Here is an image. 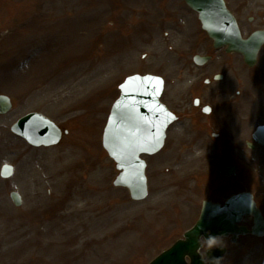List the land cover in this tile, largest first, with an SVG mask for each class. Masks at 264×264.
<instances>
[{
	"label": "rangeland",
	"instance_id": "1",
	"mask_svg": "<svg viewBox=\"0 0 264 264\" xmlns=\"http://www.w3.org/2000/svg\"><path fill=\"white\" fill-rule=\"evenodd\" d=\"M230 5L246 35L264 29V0ZM197 33L184 0H0V95L14 102L0 115V170L15 169L11 179L0 176V264H149L194 226L204 201L253 189L218 172L224 158L253 173L223 112L247 72H228L211 91L215 114L198 115ZM99 73L103 82L81 94ZM136 74L162 77V101L179 116L163 150L144 158L149 196L142 202L113 186L118 171L102 143L119 86ZM32 112L68 131L58 146L33 148L11 132ZM14 191L21 208L10 200ZM254 252L224 264H256Z\"/></svg>",
	"mask_w": 264,
	"mask_h": 264
},
{
	"label": "water",
	"instance_id": "2",
	"mask_svg": "<svg viewBox=\"0 0 264 264\" xmlns=\"http://www.w3.org/2000/svg\"><path fill=\"white\" fill-rule=\"evenodd\" d=\"M186 2L193 9L194 4L197 5L201 13L205 11L203 19L212 18L207 7H204L207 4L198 6L200 0ZM204 28L215 40L216 46L229 45L231 51L243 53L250 65L254 64L256 55L264 43L263 32L255 33L249 40L243 41L233 22L218 26L205 21ZM120 90L122 96L112 109L103 144L120 171L114 186L127 188L134 201H142L148 196V187L145 176L146 163L140 156L154 155L162 149L166 129L176 118L159 101L163 91V81L160 78L133 76L126 80ZM11 107L10 99L0 96V113L6 114ZM12 132L35 147L57 145L62 138V132L55 124L36 113L20 119L12 127ZM219 170L227 177L235 173V169L224 160L221 161ZM12 174L11 166L3 167V178H9ZM11 198L16 206L22 204L17 193H12ZM251 214L255 215L259 222L258 212L248 195L234 197L224 207L206 202L199 222L184 235V240L177 242L151 264H187V257L191 259V264H206L199 255L200 238L204 236L209 241V230L213 236L244 233L237 231L236 223L240 222L244 215ZM208 258L212 264H218L221 253L217 251L214 257Z\"/></svg>",
	"mask_w": 264,
	"mask_h": 264
},
{
	"label": "flooded vegetation",
	"instance_id": "3",
	"mask_svg": "<svg viewBox=\"0 0 264 264\" xmlns=\"http://www.w3.org/2000/svg\"><path fill=\"white\" fill-rule=\"evenodd\" d=\"M226 8L233 13L236 22L243 33L244 25L237 9H232L230 0H224ZM250 22V19L248 20ZM217 22L222 23V19ZM194 23L198 27V33L194 35V111L204 118L214 115L212 101L214 96L212 90L214 85L225 84L228 72L236 73L247 72L246 77L238 79V85H242V92L229 98L228 105L223 108L224 115H227L228 131L237 135L241 140L240 152L246 157L247 167L253 168V173L247 175L245 170L239 171V176L245 183L253 186L251 189L248 184L242 192L252 194L256 208L262 216L263 227L260 229V235L247 233L244 236L219 237L207 244L203 241L202 254L225 249V256L222 258L224 264L229 257L244 259L246 254H251V250L256 257V264H264V131L260 134V140L254 139V134L260 128L264 129V48L258 56L257 65L249 68L242 56L227 53V48L217 50L213 41L203 31L199 14L194 11ZM241 80L243 82H241ZM244 86V88H243ZM248 87V88H246ZM214 95H217L214 94ZM211 108V114L206 115L205 108ZM217 123L222 126L219 120ZM237 132V133H236ZM250 177V178H249ZM233 195L226 196L220 203H225ZM256 226L253 216L245 217L239 227L251 232ZM252 246L256 249H252ZM238 247V248H237ZM239 249L238 251H234ZM236 253V254H235ZM243 256V257H242Z\"/></svg>",
	"mask_w": 264,
	"mask_h": 264
},
{
	"label": "bare ground",
	"instance_id": "4",
	"mask_svg": "<svg viewBox=\"0 0 264 264\" xmlns=\"http://www.w3.org/2000/svg\"><path fill=\"white\" fill-rule=\"evenodd\" d=\"M106 77L105 76H103V73H99V75H97V76H95V80H93V81H91V79H90V83L88 84V86H84V85H82V87H81V91H80V93L82 94L83 92L85 93V95L88 93V94H90L92 91V87L95 85V83L98 81V83H101V82H103V80L105 79ZM101 79H103V80H101ZM101 80V81H100ZM87 94V95H88ZM65 110V109H64ZM71 110V109H70ZM191 175V174H190ZM190 175H188V176H186V177H183L181 180H186V179H189L191 176ZM173 182V180H171L170 181V179H168L167 181H166V183H172ZM167 196H169V194H164L163 195V197H164V199L163 200H165L166 199V197ZM95 207H96V205H95ZM110 209H112V208H110ZM145 209H150V208H145ZM107 211H110V210H104V211H101L100 213H99V215H100V217H102V216H104L105 214H106V212ZM154 216H156V215H154ZM104 218H106V217H103V219ZM109 220H110V218H109ZM113 220H115L116 222L118 221V220H121V218L120 217H118V216H116V217H113ZM112 234H114V233H110L109 235H108V237H110V235H112ZM127 236V235H126ZM75 237H76V235H75ZM90 241H92V240H90ZM90 241H88V242H86V243H90Z\"/></svg>",
	"mask_w": 264,
	"mask_h": 264
},
{
	"label": "snow or ice",
	"instance_id": "5",
	"mask_svg": "<svg viewBox=\"0 0 264 264\" xmlns=\"http://www.w3.org/2000/svg\"><path fill=\"white\" fill-rule=\"evenodd\" d=\"M204 110H205L206 112L209 111V109H207V108H205Z\"/></svg>",
	"mask_w": 264,
	"mask_h": 264
}]
</instances>
